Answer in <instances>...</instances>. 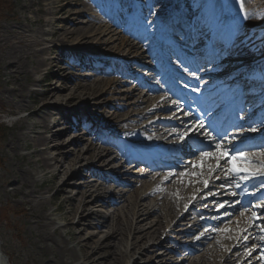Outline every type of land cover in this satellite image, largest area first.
<instances>
[{
  "label": "bare ground",
  "instance_id": "1",
  "mask_svg": "<svg viewBox=\"0 0 264 264\" xmlns=\"http://www.w3.org/2000/svg\"><path fill=\"white\" fill-rule=\"evenodd\" d=\"M28 1L30 5L35 4L37 6V13L45 15H55L58 13L60 17L58 19L53 18L43 20L42 22H40L39 16H35L34 18L29 17L28 23L22 21L17 23L15 31L10 30L11 32H8L6 28H3L0 33V53L4 52L1 61L4 63V74L7 75V80H4L3 82L4 87L0 89V98L3 99V105L7 112H14L23 109L28 118H35V120L26 122V124L23 123L21 119L16 120L12 127L23 131H12L9 140L5 143L4 148L2 149L4 153L12 159V180L8 183V186L11 187L10 192L15 194L16 191H18V194L20 195V198L16 200L14 206H8L6 210L24 219V222L26 223V231L32 239L31 242L36 244L37 249L46 248L48 250L50 256L47 258L46 264H129V258L134 257L136 254L141 255L140 259H143V264H149L148 262H150V259L156 254V252H154L155 250H153L155 247L153 241L157 238L159 239V235L163 232V226L169 223L171 215L175 213L178 206L181 205V202H184L182 207L186 206L189 197H193L192 195L198 193V189L203 187L204 178L202 180L201 178H197V181L191 184L190 180H186L185 178L188 174L186 173V176L182 181H179V179L177 180V186L175 189L174 185L166 187V192L162 199H158V197L152 195L150 191L146 192L148 188L145 186L148 182L146 180H143L144 186H141L140 189L133 188L129 190L128 192L130 196L128 198H126L125 194H122L121 192L115 194L114 191L118 188L117 186H114L111 191L104 194V197H106L107 194H113L115 196V202H126L133 198V200H130L132 201L130 202L131 208L125 210L119 216L108 214L107 216L102 217L100 212L93 209L94 206L89 208L87 203L89 201L87 199L88 197L91 198L93 195H96V191L101 186H105L106 188L111 187V184L103 183L102 175L110 176V173H114L118 169L119 160L118 162L116 161L117 157L120 161L121 159L124 160L126 158V151L122 143L125 141L124 137L128 133V129L126 128L128 127V124H122L120 128L121 130L117 134L110 136V139L117 141V143L110 144L115 147L116 156L113 157L109 155L104 158V156L108 155V151L111 150V147L104 146L98 148L96 143L90 140L86 143L84 150L81 149V146L77 145V147L70 148L69 151H67L71 152V156L65 157V153H60L62 149L57 144L59 143L57 140L60 138L58 137V132H56L55 126L62 118H64L66 110L51 108L43 105V103L50 99H53L56 103L64 101L65 105L81 101L85 104L86 109H88L90 104L94 102L93 98L95 95L103 91V89H106L105 93L108 91H116L115 87L120 83V77L123 73L119 70L117 74L113 75V77H108L106 81H104L101 76L96 75H91L83 80L72 75L69 79L70 82H72V85H67L64 81L58 79L60 84L57 88H54L52 83H50V80L54 77L49 76L48 81H46L47 87L41 91V104L35 108L30 107V105H28L30 102L28 96L29 91L28 89L25 90L20 82L22 76L28 74V68L21 60V53H25L26 50L30 51L31 57L29 60L27 57L26 59L27 63L33 61V72H37L41 67L46 66L47 72L51 73V70L56 67L58 77L64 73V67L55 63V57L48 61L43 60L40 55L43 50V47H41L42 43L40 41L26 43L25 36L33 32H38L40 35L48 32L55 37V41L58 43H68L70 40H76V44L87 42L89 43L87 50H91L95 54L102 53L106 50H113L114 53L124 60H128V56L130 55L128 53L125 54V48H127V52H131L135 46L123 36H116L113 31H103L100 27L96 28L93 23L94 17L90 16L91 14H87L89 19L83 25L76 24L75 22L78 20L80 12L78 10L72 12L69 9H66V7H64L65 3H62L64 0H52L46 4H43V2H48V0ZM91 4L94 5V2ZM205 5L208 7H214V10L217 9L218 13L221 11L219 8L230 9V7L226 6L225 0H208ZM86 9L87 11H90L91 5L88 4V8L86 7ZM162 12V10L161 12H156V15L160 17V13ZM235 13L237 16H240V13L236 9ZM21 18L27 19L28 17L24 15L21 16ZM55 25H58V28L55 29ZM52 49L53 47L48 48L49 51ZM65 55L68 57V54H64V56ZM151 56L152 55H149V57ZM8 82L12 84L11 87L5 86ZM148 90L151 89L149 88L147 91ZM132 91L133 90L128 94H125V96L117 97L114 100L118 101L119 99H127L128 97L133 96L134 93ZM25 92L27 93L24 94ZM102 95L104 94H101L100 96ZM111 97L113 96L111 95ZM138 100L139 99L136 101ZM121 108L122 107L117 106L115 110L111 112L103 106V103H100L98 109L93 110V112L101 123L106 124L110 122L118 125L116 120L122 115V113H120ZM86 109L81 108L79 111L77 110V114L82 118L79 126H82L85 129H87L86 125L91 123L88 119ZM55 114L56 116H53ZM97 128L98 124L96 123L93 125L92 129L89 130L92 135H95L94 132ZM154 132L158 136H162L166 131L155 129ZM27 149L31 150L26 154L19 152L20 150L23 151ZM52 149L59 152L52 156L46 155V153ZM16 157L17 159H15ZM24 157H26V160L22 162ZM80 161H84L88 164L85 167H82L80 166ZM82 163L83 162H81V164ZM5 164V159L0 155V165ZM75 164H78L79 166L74 170V176L73 173L69 176L70 178H76L75 185L79 197L76 202L73 203L70 198L66 196V194L68 195L70 192V189L66 188V185L71 183L66 179V176L71 167ZM249 165L254 169L261 168L260 164L250 163ZM188 166L190 165L188 164ZM91 167H97V169L92 170L93 168L91 169ZM102 167H108L107 169L109 173L107 172V174H103L102 170L104 169ZM189 168L190 167H188V169ZM81 174H85L86 176L82 179L79 177ZM141 176L143 177L145 175L143 174ZM44 181L53 183L55 186L53 194L50 195L47 201L37 196L40 194L37 187ZM3 189L7 191L6 187ZM48 190L49 187H46L44 193L48 192ZM173 192L179 194L181 199H174L172 201ZM166 195L169 196V200H167L168 196ZM146 196L148 198L152 196V210L143 213L138 211L139 208L137 207L142 205L144 209L141 211H145L147 205L142 203L138 204L136 203V200L138 198H145ZM196 197L200 201L203 199L202 195L197 194ZM46 202H53L55 205L50 209H45ZM100 202V207H105L103 205H107L103 200H100ZM190 207L193 209L194 207H199V204L190 205ZM191 208H189L188 211H190ZM188 211L187 213L185 212L181 221H177L175 224L178 226L181 223H184V232L186 234H191L197 227H200L202 219L199 218L194 222H191L190 218H188ZM152 213L155 215V220L153 222H148V227L146 229L145 226L137 223L134 226V229H136L135 232L141 231V233L130 237L131 217L129 215L133 218L135 215L144 214L146 217ZM83 219L86 221V224L85 228L81 231L76 225L80 224ZM138 219L139 218H137L136 221H138ZM253 219L256 218L252 216L249 217L244 226L252 228L251 223H254L252 222ZM185 220H187V222ZM250 220L252 221L249 222ZM101 226L107 228L98 232L97 229ZM175 226H173L172 231L176 230ZM10 227L15 230V238L21 236L22 230L18 228L19 225L10 221ZM249 228H247V231ZM243 229L244 227H242V231ZM69 230H72L71 234L67 233ZM240 231H238V233H240ZM233 233L234 232H232L231 228H226L224 229V234L219 236H222V239L226 242H234L236 241L237 235H233ZM107 236H110L113 239L108 240ZM209 236H211L210 238H213L212 243L203 241L198 259L190 261L189 264H220V257L226 254L229 246H226L225 243L218 242L217 237H215L218 236L217 232L213 235L209 234ZM128 237L130 238L129 241ZM169 238L171 239L172 237L168 235L166 240L158 242L156 247H164V243H166ZM235 247H238L237 249H239L241 246L236 245ZM185 250H187V247ZM238 251L239 250L235 251L236 253H228L222 264H232L234 261V255L240 253ZM170 253L176 255L175 252L170 251ZM241 257H243V254H240V258ZM0 264H11L10 260H7V257L1 252V250ZM131 264L140 263L137 260H133Z\"/></svg>",
  "mask_w": 264,
  "mask_h": 264
},
{
  "label": "rangeland",
  "instance_id": "2",
  "mask_svg": "<svg viewBox=\"0 0 264 264\" xmlns=\"http://www.w3.org/2000/svg\"><path fill=\"white\" fill-rule=\"evenodd\" d=\"M52 0H48V2H43V4L49 3ZM114 1L116 0H64L62 3H65L64 7L66 9H69L70 11H79L80 16L78 20L75 22L78 25H83L88 19L89 16L87 14H91L90 16L94 17L93 23L95 24L96 28L100 27L103 31H112L113 29H116L117 33H115L116 36L121 35L126 40H129L132 42L131 44L135 46V48L131 52H127V48H125V54H130L128 56L127 60H122L119 55L113 52V50H106L102 53H93L91 50L88 51L87 47L89 46V43H77L75 41H69L68 43H58L55 41V37L50 35L48 32H45L43 34H39L38 32L29 33L27 36H25V42L31 43V42H38L40 41L42 43L41 47H43V50L41 51L40 55L43 60H49L53 59L55 57L56 64L62 65L64 67V73L62 75H59L57 77V68H53L51 70L52 72H47L46 66L41 67L37 72H33L32 68L34 66L33 61L27 63V59L29 60L31 57L30 51L26 50L25 53H21V60L28 68V74L26 76H22L20 82L22 84V87L25 88V90L28 89L29 93V103L30 107H37L40 103L41 97V91L46 88V81H48V77H54L52 80H50L52 83V86L54 88H57L59 86V81H64L67 85H72V82H70V78L72 75H75L78 79L83 80L87 79V77L91 75L101 76V78L106 81L108 77H113L114 70L117 68V66L124 67V73L131 71L134 78H128V76L124 75L120 78V83L117 84L115 87V92L108 91L105 93L106 89H103V91L97 93L95 97L93 98V103L90 104L88 109H86L85 104L83 102H75L71 103L69 105H65L64 101L61 103H56L53 99L47 100L43 105L49 106L51 108H57L60 110H66V113L64 115V118L56 124V132H58V139L57 143L61 147L60 153H65V157L71 156V152L69 151L70 148L81 146V149L84 150L86 147V143L88 141L92 140L96 143L98 148L102 147H111L110 151H108V155L104 156L107 157L109 155L116 156L115 155V149L112 145H109L108 140L109 137L112 134H117L121 129L122 124L127 123L128 127V133L126 134V139L128 141H132L134 137L138 138V140H150V137H153L154 130L157 127H161L158 125V122L163 121V118H169L171 117L170 114L173 115V111L171 108H168L167 105H162L166 107L164 110L161 107V99L160 95L153 93H149V96L145 95V89H142V86H154L156 85V78L153 76V72L147 69H143L141 67H137V64L133 61L140 63L142 60L148 61L151 65H154V63H151L149 57L147 56L148 50L154 47L155 39V20H156V12L159 10L157 8L164 7L167 5H170V2H175L176 5L180 6V8L185 7V11H182V13H186L187 16H197L200 12L199 6L203 0H155V3L151 4V0H132L134 4H132L131 0H128L127 4L129 5L130 1V7L126 6L122 10V19L124 17V20L132 14L131 13H123L127 10H132L136 12L139 16H141L140 21L143 24H146L147 26H153L149 33L148 38H146L147 43H144L146 41L137 40L138 38H134L130 34L124 32L123 30L119 29L117 26H113V24L110 22L111 20L108 19L106 16H104L101 13V8L103 5L109 7V6H115ZM95 2L97 6H93L91 3ZM226 6L232 8V9H239V6L234 3V0H225ZM104 3V4H103ZM88 4L91 5V10L87 11L86 7L88 8ZM52 6V5H51ZM56 6V4H55ZM85 6V7H84ZM98 6H100V10H94ZM36 5L32 4L30 5L28 0H0V33L2 32L3 28H6L8 32L15 31L17 23L20 21L28 23L29 17H35L39 16L40 22L47 19H58L60 15L56 13L55 15L51 14H40L37 13ZM46 7V5H45ZM127 9V10H126ZM129 11V12H130ZM239 11V10H238ZM82 12V13H81ZM205 12H208V9L205 10ZM204 12V13H205ZM226 14H229V17H232V13L230 11H225ZM144 13V16L141 14ZM231 14V15H230ZM241 14V13H240ZM28 17L27 19H22L21 16ZM121 15V13H120ZM248 15V19H243L240 27V34L239 38L241 41L236 42V45L241 48L239 52H236V54H231L228 52L224 58H222L221 64L224 65L225 68H227V63L229 61L230 57H234L238 62L243 63V61H246L249 58H252L256 56L258 53H261L264 49V0H246L245 2V13L241 14ZM110 16V15H109ZM195 18V17H192ZM110 20V21H109ZM126 21V20H125ZM54 28H58V25H55ZM74 40V39H72ZM176 41L180 42L178 38H175ZM117 42V40H116ZM115 42V43H116ZM114 43V44H115ZM113 44V45H114ZM112 45V46H113ZM153 45V46H152ZM53 47L52 50H48V48ZM85 48V49H82ZM1 51V49H0ZM72 51V52H71ZM76 51V52H75ZM80 52H86L87 54L80 55L77 53ZM153 52V51H152ZM69 54L71 56L78 57L79 60L87 58V56H92L94 63L98 64V66L102 67V69H96L92 70L88 67L81 68L79 66H74L73 63H71V60H68L64 54ZM235 53V52H233ZM4 52L0 53V89L4 87V80H7V75L4 74L3 65L4 63L1 61L3 59ZM27 57V59H26ZM142 57V58H140ZM221 60V58H220ZM127 61V62H126ZM82 62V61H81ZM212 62V61H211ZM210 62V63H211ZM96 68V67H95ZM104 68V70H103ZM106 69V70H105ZM214 70H208V72H212ZM7 72V70H6ZM142 81L143 85L140 86V83L136 84L134 81ZM134 82V83H132ZM145 84V85H144ZM6 87H11L12 84L10 82L6 83ZM134 93L133 96L128 97L127 99H119L118 101H115L114 99L120 96H125V94H128L129 92ZM25 92L24 94H26ZM101 94H104L100 96ZM111 95L113 97H111ZM102 97V99H101ZM159 97V99L157 98ZM142 99L139 101H136L137 99ZM159 100V102H158ZM100 103H103V106H105L108 110L113 112L117 106L122 107L120 110V113H122L121 116L118 117L116 123H106L103 124L101 121L96 118L93 110L98 109V105ZM118 103V105H117ZM151 104V106H149ZM156 106L154 109V112H149L147 114H143L146 112V109L150 111L152 106ZM41 106V105H40ZM143 106H146L142 109ZM86 109V112L88 113V119L91 123L86 125L87 129H85L82 126H79L82 118L79 117L77 114V110L79 109ZM157 112L156 110L159 109ZM54 112V111H53ZM53 116H56L53 115ZM21 119L23 123L26 124V122L35 120L34 117H27L26 113L23 109H19L14 112H7L5 106L3 105V99L0 98V155L3 156V158L6 161L5 165H0V250L1 252L7 257V260H10L11 264H46L47 258H49V252L45 249H37L36 244L31 242V237L29 236L28 232L26 231V223L24 222V219L21 217H18L17 215H14L12 212L7 211L6 208L8 206H14L16 200L20 198V195L18 194V191H16L15 194H12L10 192L11 187L8 186V183L12 180V159H10L2 150L4 148L5 143L9 140L12 131L13 132H19L23 130L15 129L12 127L13 123L16 120ZM98 124V128L95 130V135L91 134V130L94 124ZM146 124L150 126H145ZM190 125V124H189ZM80 128H79V127ZM58 128V130H57ZM161 129V128H160ZM72 131V132H71ZM100 135V136H99ZM101 135L105 138V140H100ZM124 137V138H125ZM131 138V139H130ZM127 142V140H125ZM128 145V143H127ZM31 149L19 151L21 153H28ZM59 151L52 149L46 153L48 156H52L57 154ZM215 154V153H214ZM85 155V154H84ZM262 157L260 158L261 163H264V151L261 153ZM196 161L192 163L193 167L190 170H187L185 168H178V169H165V170H152V169H145L146 176L139 178V171H143V168H131L128 169L126 166L127 162H120L118 169L112 174L117 179H120L121 181H124L126 184L118 185L115 183H112L111 185L118 186V189H115L114 193H122L125 194V197L128 198L130 196L129 190L131 189H140L143 185V180L148 181L145 186L148 187L147 191H150L152 195H155L158 197V199H162L163 195L166 192L167 186H175L174 189L177 186V180L182 181L183 178L186 176V173L188 175L185 177L186 180H190L191 184L195 183L197 181V178H200L201 176L206 175L209 173V176L214 175L212 177V181H215V179L220 178L222 175H225L223 172V169L218 168H212V159L214 158L210 156L204 157L202 153H197L195 157ZM17 159V157L15 158ZM118 162V158H116ZM207 159H209L207 161ZM26 160V157L23 158L22 162ZM81 162H83L81 164ZM88 163H85L84 161H80V166L85 167ZM264 165V164H263ZM79 165L75 164L73 167H71L70 171L68 172L66 179L69 180L71 183L66 185V188L70 189V192L66 196L70 198V200L75 203L77 198L79 197L77 187L75 185L76 178H70L69 175L73 173V176L75 174L74 170L77 169ZM105 166V165H104ZM226 167V166H224ZM93 168V169H92ZM104 170H102V173L108 172V167H102ZM92 170L97 169V167H91ZM195 169H198L194 171ZM129 170V171H128ZM183 170V171H182ZM124 171H127V174L122 175ZM213 171H215L213 173ZM109 173V172H108ZM86 175L81 174L79 177L84 178ZM166 176H169L168 179H165ZM239 176V175H238ZM69 177V178H68ZM79 178V179H80ZM65 180V179H64ZM172 180V182H171ZM231 181V179H230ZM109 184V183H108ZM199 186V185H198ZM6 187L7 191H5L3 188ZM49 187L48 192L44 193L45 188ZM40 191V194L37 195L40 198H43L45 201H47L50 197V195L53 194L55 186L53 183H48L47 181H44L41 185L37 187ZM177 190V189H176ZM213 190H217L214 191ZM111 191V188H105L104 186H101L97 191L96 195H93V197H88L89 200L87 203L89 205V208L91 206H94L93 209L100 212V215L102 217L107 216L108 214L119 216L121 215L125 210H128L131 208L130 201L131 198L128 201H122V202H115V196L113 194H107L106 197H104L105 193H108ZM178 192V190H177ZM207 199L205 201L208 205H202L199 203V207L196 211H190L188 218H190L191 222H194L198 218L196 215L200 216L202 219V222L200 224V227H197L194 232L191 234H186L184 232V223H181L180 225H176L175 229L172 231V228L170 227L168 232H163L159 235V239H155L153 241L155 243V247L153 250L156 252L155 256H153L150 259L149 264H189L190 261L197 260L200 253H201V247L202 242L208 241V243H212L213 238H210L209 234H215L218 233L217 237L218 242L225 243V245L229 246V249L227 250V253L234 252L235 244L230 245L232 243L231 241H225L223 240L222 236L224 234V229L232 228V231L235 230L239 225H242V221H236L237 217H241V220L245 219V216L250 215V206L246 207H237L235 212H229L226 214L227 218L222 220V217L225 216L226 211V205L224 203H220L225 200L226 191L224 188H222V183L220 182H213L212 186L206 190ZM210 192V193H209ZM168 196V195H166ZM152 196L149 198L146 196L145 198L137 199L136 203H142L147 205V209L145 211H141L144 209L142 205L138 206V211L140 212H146L148 210H152V204L153 200L151 199ZM174 199H181V196L179 194L173 192L172 193V201ZM100 200H103V202L107 205H103L105 207H100ZM169 200V196L167 198ZM110 201V202H109ZM171 201V200H170ZM169 201V202H170ZM129 202V203H128ZM184 203V202H183ZM178 206L175 213H173L169 219V225L170 222L173 221L176 218V215L182 210V204ZM55 203L51 202L45 203V209H50L54 207ZM123 208V209H121ZM205 210H202V209ZM200 210V211H199ZM197 211H199L197 213ZM175 214V215H174ZM260 215H264V212L260 213ZM131 230H130V237L132 235H137L140 232H135L136 229H134V226L138 224H142V226H145V229L148 227V222H153L155 220V215L150 214L149 216L143 215H135L133 218L131 215ZM144 217V218H143ZM138 219V221H136ZM193 219V221H192ZM10 221L15 222L16 225H19V229L21 231V236L18 238H15V230L10 227ZM187 222V220H185ZM86 221L83 219L80 224L76 225L77 228H80L81 231L85 228ZM168 225V224H167ZM260 225V224H259ZM166 226V225H164ZM163 226V229H164ZM261 226L264 227V224H261ZM107 227L101 226L97 229L98 232L101 230H105ZM91 230V229H90ZM72 230H69L67 233L71 234ZM246 234L242 233V238L239 241V238L241 236H238L235 242H239V245H241L240 252H242L243 255H245V258L243 259V263L246 264V261L252 260L249 257H252L256 255L257 253H252L253 247H254V237H264L263 235L258 234L257 232ZM172 237L170 240L168 239L165 244V248L162 247H156L158 242H160L163 237L167 238V236ZM108 240H112L113 238L110 236H107ZM128 237V241H129ZM158 240V241H157ZM225 242H223V241ZM157 241V242H156ZM163 241V240H162ZM202 244V245H201ZM187 247V250L185 248ZM185 250V251H184ZM234 250V251H232ZM170 251L175 252L176 255L173 253H170ZM139 254H136L134 257L129 258V264L132 263L133 260H137L140 264H143V259H140ZM225 257V256H224ZM224 257H220V264L223 263ZM248 257V258H247ZM10 258V259H8ZM234 261L237 259V255L234 257Z\"/></svg>",
  "mask_w": 264,
  "mask_h": 264
},
{
  "label": "snow or ice",
  "instance_id": "3",
  "mask_svg": "<svg viewBox=\"0 0 264 264\" xmlns=\"http://www.w3.org/2000/svg\"><path fill=\"white\" fill-rule=\"evenodd\" d=\"M245 2L246 0H234V3L237 4L239 6V12L241 14L245 13ZM243 19H248V15H243L242 16ZM200 127H203V125H201ZM189 131H191V129H189ZM251 131L255 132L256 129L253 128L251 129ZM188 136V132H185L183 134L180 135V139L183 141L186 137ZM216 149L218 150V156H217V160H224L226 159L227 162L229 164H231V167H229L227 169L226 175L231 173V174H238L240 172H245L248 173L247 175L243 176L242 179H249L250 177L256 176V175H264V174H257V173H253L251 172L250 169L246 168L244 166V162L248 161L250 158L243 155L242 153H239V150L236 148H232L231 150H229V148L225 145H221V144H216L215 145ZM222 149V150H221ZM203 156H208V153H202ZM219 166V165H218ZM205 187L208 186V181H204ZM237 187H239V185H237Z\"/></svg>",
  "mask_w": 264,
  "mask_h": 264
}]
</instances>
